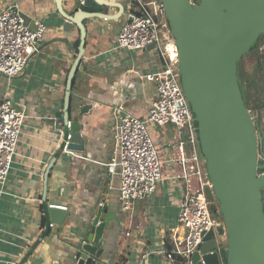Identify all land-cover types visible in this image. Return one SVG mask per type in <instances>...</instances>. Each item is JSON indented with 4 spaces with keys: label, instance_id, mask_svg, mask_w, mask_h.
<instances>
[{
    "label": "crops",
    "instance_id": "crops-1",
    "mask_svg": "<svg viewBox=\"0 0 264 264\" xmlns=\"http://www.w3.org/2000/svg\"><path fill=\"white\" fill-rule=\"evenodd\" d=\"M112 2H122V7L106 8L107 19L83 21V39L79 26L62 15L57 0H0V12L18 3L32 28L37 21L46 25L40 52L30 58L27 69L11 81L0 77V100L9 93L13 103L26 110L0 201V264H77L80 244L100 208L107 210L102 214L107 220L98 263L166 264L162 251L171 246L184 192L168 162L174 151V127L149 125L168 171L157 192L139 200L132 213L121 209L120 178L104 165L115 145L112 108L123 104L129 114L146 117L157 97L156 84L136 72L153 73L162 65L155 48L131 52L117 47L134 5L131 0ZM62 6L72 11L66 0ZM78 59L69 114L83 125L84 147L70 154L63 148L65 124L56 114L65 110L70 74ZM50 206L67 210L62 225L49 221Z\"/></svg>",
    "mask_w": 264,
    "mask_h": 264
},
{
    "label": "water",
    "instance_id": "water-1",
    "mask_svg": "<svg viewBox=\"0 0 264 264\" xmlns=\"http://www.w3.org/2000/svg\"><path fill=\"white\" fill-rule=\"evenodd\" d=\"M66 1L71 12L64 10L62 0H57L58 8L68 21L79 26L83 39V21L105 17L108 7H122V2L113 0ZM161 2L178 51L181 85L191 108L206 178L213 184L207 193L211 201L218 200L224 221L205 236L192 262L264 264V172L259 173L260 156L264 157L263 140L238 79L239 62L264 36V0ZM78 62L79 59L70 74L65 110L56 114L59 122L65 124L63 148L70 135L71 150L84 147L83 125L71 120L69 114L70 85ZM47 212L49 221L58 225L67 216V210L59 207L50 206ZM104 213L107 210L100 208L87 239L81 242L77 264H100L104 249L99 244L107 220Z\"/></svg>",
    "mask_w": 264,
    "mask_h": 264
},
{
    "label": "built area",
    "instance_id": "built-area-1",
    "mask_svg": "<svg viewBox=\"0 0 264 264\" xmlns=\"http://www.w3.org/2000/svg\"><path fill=\"white\" fill-rule=\"evenodd\" d=\"M131 1L134 7L120 30L117 47L136 52L155 45L161 68L153 73H136L140 79L156 84L157 97L144 118L129 114L123 104L112 108L115 145L112 158L104 165L112 175L120 178L121 209L132 213L136 203L154 195L165 179L164 161L149 125L174 127V151L168 162L175 169L173 178L181 181L184 192L177 224L171 232V246L164 249L162 255L166 264H193L192 257L201 250L205 236L221 223L213 215L212 201L207 193L208 189H213V184L206 178L191 108L181 85L178 51L163 4L161 0ZM45 31L42 21H37L35 28L30 26L18 3L8 4L0 12V77L11 81L27 69L30 58L40 52ZM25 117V108L16 106L10 94H5L0 100V201L10 177ZM61 133L64 135V131ZM70 138L68 135L64 149L71 154ZM147 257L148 253L142 258Z\"/></svg>",
    "mask_w": 264,
    "mask_h": 264
},
{
    "label": "trees",
    "instance_id": "trees-1",
    "mask_svg": "<svg viewBox=\"0 0 264 264\" xmlns=\"http://www.w3.org/2000/svg\"><path fill=\"white\" fill-rule=\"evenodd\" d=\"M200 0H195V3H199ZM264 44V36L261 35V37L255 42V44L253 45L251 50H256L259 53V48L260 45ZM263 57L264 55H260L257 57L258 59V64H257V71L259 72L260 75H263L261 78V81H263L264 83V64H263ZM243 60V59H242ZM239 62L238 65V79L240 81V85H241V91H242V96L244 98L245 104L247 106V108L249 110H251L249 101L252 98L251 96V87H256L259 89V91H261L263 93L264 96V89H260L259 86V82L258 80H255L253 78H251L248 74V72L245 70V68L243 67L242 62ZM257 100V109H264V101L260 100V99H256ZM264 150V148H263ZM264 172V157H262V159H260L259 161V173H263ZM217 211L216 214L213 213L214 217L219 221L222 222V224L224 223L223 221V216L221 214L220 208H219V202L217 200V205L215 207H213V212ZM226 250V249H225Z\"/></svg>",
    "mask_w": 264,
    "mask_h": 264
},
{
    "label": "rangeland",
    "instance_id": "rangeland-1",
    "mask_svg": "<svg viewBox=\"0 0 264 264\" xmlns=\"http://www.w3.org/2000/svg\"><path fill=\"white\" fill-rule=\"evenodd\" d=\"M259 49H260V53L262 55H264V44L261 43ZM242 61H243L242 62L243 67L248 72L249 76L251 78L255 79V80H258L260 89L263 90L264 89V85H263V81H261V78H262L263 75H260L259 72L256 69L257 64H258L257 56L254 55V54H248V55H246L243 58ZM263 64H264V57H263ZM250 92H251V96H252V98L249 101V104H250V107H251L250 112L252 113V115L254 116V118L257 120V122L259 124V127H260V130L263 132L264 131V109H257V103L258 102H257L256 99H260V100L264 101V96H263V93L261 91H259V89L256 88V87H251ZM260 159H262V156H260ZM165 167L166 166L164 164L163 165L164 177L167 176V171H168V170H166ZM175 180H177V179H175ZM177 181L182 186L181 181H179V180H177ZM168 182H171L172 184H174V182L172 180H170V179H169ZM162 183H160V184H162ZM224 241H226V236L224 237Z\"/></svg>",
    "mask_w": 264,
    "mask_h": 264
},
{
    "label": "flooded vegetation",
    "instance_id": "flooded-vegetation-1",
    "mask_svg": "<svg viewBox=\"0 0 264 264\" xmlns=\"http://www.w3.org/2000/svg\"><path fill=\"white\" fill-rule=\"evenodd\" d=\"M250 54H254L257 57L259 56V54L262 55L260 53V50H259V53L256 50H251ZM263 85H264V83H263ZM261 137H262V140H263V148H264V131L263 132L261 131ZM212 205H213V207H215L217 205V200L212 201Z\"/></svg>",
    "mask_w": 264,
    "mask_h": 264
}]
</instances>
